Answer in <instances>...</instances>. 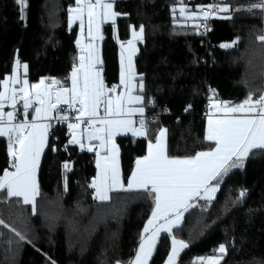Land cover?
Instances as JSON below:
<instances>
[{"label":"trees","instance_id":"obj_1","mask_svg":"<svg viewBox=\"0 0 264 264\" xmlns=\"http://www.w3.org/2000/svg\"><path fill=\"white\" fill-rule=\"evenodd\" d=\"M209 1L115 0L120 15L102 26L107 88L119 80L118 42L144 26L134 67L144 84L145 114H157L153 121L145 118V138L116 137L125 185L160 127L167 129L170 157L193 156L210 147L203 117L208 96L209 101L240 104L250 93L254 99L264 94V42L258 39L264 35V11L245 10L260 0H225L231 10L210 20L204 43L196 31V13ZM74 2L0 0V81L16 65L26 64L29 83L41 78L67 83L77 57V27H68L67 15ZM181 6L195 17L181 15ZM237 38L233 48L220 46ZM69 141L64 129L47 138L36 171L40 195L35 211L18 198L0 201V219L25 237L0 225V264H128L133 259L155 206L153 197L120 191L110 201L95 200L90 187L94 155ZM8 143L0 137V175L12 170ZM242 189L247 195L237 200ZM194 204L198 206L185 213L179 228L159 237L148 264L166 261L173 235L188 244L177 264H203L195 258L217 255L221 244L227 249L221 264H264V150L251 152L242 169L229 172L211 203Z\"/></svg>","mask_w":264,"mask_h":264},{"label":"snow or ice","instance_id":"obj_2","mask_svg":"<svg viewBox=\"0 0 264 264\" xmlns=\"http://www.w3.org/2000/svg\"><path fill=\"white\" fill-rule=\"evenodd\" d=\"M76 7H70L69 23L79 20L83 31L84 17L87 16L89 36H92L93 26L99 31L100 22L111 20L113 23L119 13L113 10V4L105 0H75ZM260 9L264 11V0L250 5L247 11ZM230 5L225 0L220 3L208 5L204 12L207 19L209 13L229 12ZM240 10V9H236ZM181 15L186 8L179 9ZM195 17V13H193ZM230 18V17H224ZM144 26L139 31L133 30V39L128 41L130 54L127 66H124V57H121V85L125 92L115 94L118 86L107 88L97 65L102 63L92 44L81 47L79 66H74L71 72V87H57L60 81L52 79L46 84L44 79L39 83L29 85V81H21L17 75L0 81L3 91H0V137L8 138V154L11 158L10 167L0 175V201L6 202L18 198V202L36 208V198L40 195L36 179L40 156L47 143L48 129L46 122L53 118V112H60L61 105L74 109L76 123H69L68 128L75 130L81 124L87 125V139L99 141L101 149L107 153L104 156L97 152V172L90 187L94 189V199L107 202L112 199V193L124 191H143L149 193L154 199V209L142 234L139 249L134 260L128 264H148L149 258L156 246L157 237L161 231L171 234L174 228H179L185 218V213L197 207L193 201L203 200L211 203L220 188L224 176L232 168L243 167V161L253 149H264V94L258 98L250 93L240 104L229 107V102L213 105L222 115L216 119L209 118L206 140L215 143V147L208 151L196 152L194 156L170 157L167 151V129L161 128L155 137V143L149 141L148 153L138 157L135 169L128 177L127 185L121 177L118 161V148L113 137L120 131L131 132L134 136H147L148 124L145 119L139 120V127L134 126L131 116L139 114L144 116V107H128V105H142L143 96H133L131 93L135 85L132 81L136 78L132 65V56L135 54V41L142 40ZM264 42V35L258 37ZM239 38L231 43L220 46L228 49L237 45ZM79 44L80 41H77ZM123 48V45H121ZM19 62H17L18 64ZM27 72V65H24ZM14 85H21L14 87ZM139 88L143 90L141 82ZM23 104V118L17 120V104ZM13 110L5 111V105ZM35 104V114L31 121L28 120V110ZM78 105V106H77ZM103 108V116L100 109ZM60 120H69L68 115H61ZM69 144H78L81 148L85 145L73 131V138ZM88 151H94L90 143ZM65 169L69 165L65 163ZM247 195V189H242L237 200H242ZM159 224V227L156 225ZM0 225L10 228L20 239H25L14 227L0 219ZM154 229V230H153ZM188 248L183 240L172 236V249L168 256L167 264H177L181 252ZM218 256L207 259V264H221L227 252L224 244L217 249ZM203 261L204 258H200ZM55 264V261H52ZM120 264V262H117Z\"/></svg>","mask_w":264,"mask_h":264},{"label":"crops","instance_id":"obj_3","mask_svg":"<svg viewBox=\"0 0 264 264\" xmlns=\"http://www.w3.org/2000/svg\"><path fill=\"white\" fill-rule=\"evenodd\" d=\"M264 17V16H263ZM84 20H85V23H84V27H85V30H87V16L85 15V17H84ZM104 24H106V22L104 21V22H100V25H99V31L97 32L96 31V28H95V26H93V32H92V36H89V33L87 32V31H85L84 32V29H83V31L82 30H78L77 31V34H76V39H75V44H76V48H77V57H76V62H75V65L74 66H76V67H78L79 66V56L81 55V47L82 46H86V45H88V44H92L93 46H94V48H95V50H96V53H97V56H98V58H99V60L101 61V45H102V26L104 25ZM77 26V25H76ZM77 41H80V43L78 44L77 43ZM136 50H137V48H136ZM136 50H135V53H136ZM129 54H130V52H127L126 53V58H125V60H124V66L126 67L127 65H126V61H127V58H128V56H129ZM135 55V54H134ZM118 61H119V80H118V84H117V92H116V94H119V93H121V92H124V90H123V85H121V83H120V80H121V70H122V64H121V58H120V56H119V54H118ZM132 65H133V67H134V63H132ZM73 66V67H74ZM73 69V68H72ZM97 69L98 70H100V72H101V76H102V68H101V63L100 64H98L97 65ZM134 69H135V67H134ZM72 72V71H71ZM136 73V72H135ZM17 75L18 77H19V79L21 80V81H23L24 79H27L26 78V76H25V69H24V66H22V65H16V68H15V70H13V72L10 74V75H8L7 77H5L4 79H3V81L6 79V78H10V77H12L13 75ZM70 76H71V73H70ZM70 76H69V79H68V81H67V83H61L60 82V84L59 85H57V87H71V79H70ZM103 77V76H102ZM41 79H44L45 80V83L46 84H49V83H51V81H52V79H55V78H41ZM41 79H39V80H37V81H35V82H33V83H29V85H31V84H34V83H39V81L41 80ZM55 80H57V79H55ZM137 80V78H135L133 81H132V84H134V82ZM57 81H59V80H57ZM21 85H14V87H20ZM2 88H3V85H2ZM136 90L137 91H135L134 92V88H133V91H132V95L133 96H136L134 93H138L140 96H142V94H141V91H139L140 90V88H139V85H138V83H137V86H136ZM2 91H3V89H2ZM126 91V90H125ZM223 103V101H220V100H217V99H212L211 101H210V106H209V111L207 112V115L204 117V121H205V130H204V140H205V142H207V143H209L210 144V147L209 148H207V149H204V150H201V151H198V152H202V151H208V150H210L211 148H214L215 147V143L214 142H212V141H208V140H206L205 139V137H206V135H207V130H208V121H209V118L211 117L212 119H216L218 116H220V115H222V113H220V112H218L217 111V109L215 108V107H213V105H216V104H222ZM235 105H237V104H233V103H229L228 104V106L229 107H233V106H235ZM140 106H142V105H136V104H131V105H128V107H140ZM34 109H35V104H34V106L32 107V108H30L29 110H28V112H29V115H28V120L29 121H31V119H32V116L35 114V111H34ZM6 112L7 111H12L13 109L9 106V105H5V109H4ZM56 115V116H60L61 114H62V112L60 111V112H53L52 113V115ZM100 115L101 116H103V108H101L100 109ZM144 116H145V110H144ZM144 116L143 117H141L139 114H134V115H132L131 116V119L134 121V126L135 127H139V120L141 119V118H143L144 119ZM23 118V104H22V102H19L18 104H17V120L15 121V122H20V120ZM42 122H45V121H42ZM161 128H163V129H165L164 127H160V129ZM159 129V130H160ZM159 130H158V132H157V134L156 135H158V133H159ZM72 131L73 130H71L70 131V136H71V133H72ZM74 131H77L78 133H79V135L82 137V142H83V144H87V145H85V148L87 149V147H88V145L91 143L93 146H94V151H91L92 153H93V155H94V163H95V176H94V178L96 177V175H97V172L99 171V169L97 168V159H98V157H97V152L99 151L100 152V155L101 156H104V155H106L107 153L105 152V150L104 149H101L100 148V145H99V141H96V140H92V141H89L88 139H87V132H85L84 131V129L82 128V124H81V126H80V128H78V129H75ZM122 135H129V136H134L131 132H124V131H120V132H118L114 137H113V140H114V143H115V145L117 146V148H118V152H119V147H118V145H117V143H116V137L117 136H122ZM134 137H138V138H145L146 136H134ZM156 137V136H155ZM151 142L152 143H155V139L154 140H151ZM148 143H149V141L147 142V148H146V153H145V155H147V153H148ZM166 143H167V133H166ZM76 145V144H75ZM46 147V146H45ZM45 149V148H44ZM85 150V149H84ZM256 150H264V149H253L252 150V152L253 151H256ZM88 151V150H87ZM90 152V151H89ZM42 155V154H41ZM144 155V156H145ZM194 156V155H193ZM41 157V156H40ZM182 158V157H181ZM247 159V157L244 159V161H243V164H244V162H245V160ZM118 161H119V155H118ZM136 162V161H135ZM135 164H134V168H133V170L135 169ZM243 168V167H242ZM242 168H232L229 172H231V171H233V170H238V169H242ZM119 169H120V173H121V167H120V161H119ZM133 170H132V172H133ZM122 174V173H121ZM121 177H122V175H121ZM93 178V179H94ZM93 181V180H92ZM223 181V180H222ZM221 184V183H220ZM94 190V189H93ZM218 192V191H217ZM217 194V193H216ZM193 203H194V201H193ZM155 207V206H154ZM151 218V216L149 217V219ZM148 219V220H149ZM148 220H147V222H148ZM147 222L145 223V226H146V224H147ZM163 223V221L161 220L157 225H156V227H159V224H162ZM145 228V227H144ZM154 230V229H153ZM165 233H167V232H164V231H161L160 232V234H159V236L157 237V241H158V239H159V237L162 235V234H165ZM151 234V232H149V233H144V236H147V235H150ZM157 241H156V243H157ZM140 242H141V240H140ZM140 242H139V244H138V246H137V249H136V252H135V255H136V253H137V251H138V249H139V245H140ZM135 255H134V257H133V259L132 260H134V258H135ZM150 259V258H149ZM167 260H168V257H167V259H166V261L163 263V264H167ZM149 262V261H148Z\"/></svg>","mask_w":264,"mask_h":264},{"label":"built area","instance_id":"obj_4","mask_svg":"<svg viewBox=\"0 0 264 264\" xmlns=\"http://www.w3.org/2000/svg\"><path fill=\"white\" fill-rule=\"evenodd\" d=\"M218 3H220V0H210L207 4H205L204 6H201V7H203L206 10L208 5H215ZM200 8H199L198 12L196 13V17H197V21H198L196 31H197L198 35L201 37L202 42L205 43V41H208L207 37H208V33L210 31V20L214 16H216L219 12L215 13L214 15L209 13L208 18L205 19L204 18V12L200 11ZM211 46L212 47L216 46L217 48H219L218 44L212 43ZM213 94H214V91L210 90V95H213ZM209 106H210V101H209V96H208L207 100H206L205 108L203 110V117H205L207 115V112L209 111ZM60 108H61V112H62L61 115H68L70 117V119L66 120V121L60 120L58 118L59 116H56L53 114L52 119L45 121L46 123H48L50 125V127L48 129L47 138L54 137L55 133H57L61 129L65 130L66 135L70 134L71 130L68 128V124L77 122L75 120V116L77 115V113L74 109H69L67 105H61ZM156 115L157 114H154V113L151 115H148V116L145 114L144 119L148 118L150 121H153L156 118ZM82 128L84 129L85 132H87V125L86 124H82Z\"/></svg>","mask_w":264,"mask_h":264},{"label":"rangeland","instance_id":"obj_5","mask_svg":"<svg viewBox=\"0 0 264 264\" xmlns=\"http://www.w3.org/2000/svg\"><path fill=\"white\" fill-rule=\"evenodd\" d=\"M114 1L115 0H105V2H108V3H112L113 4V10L115 11V9H114ZM93 2H95V0H93ZM72 7H76V4H75V2H74V5L72 6ZM182 7V6H181ZM181 7H177V9H180ZM69 10V9H68ZM67 15H68V27L69 28H71V27H74V26H76L77 27V31L78 30H81V25H80V21L79 20H77V21H75V22H73V23H71V25H70V23H69V18H70V13H69V11H68V13H67ZM185 17H192L193 16V13H192V11H185V13L183 14ZM106 23H113L111 20H107V21H105ZM84 23H85V20H84ZM85 25L83 24V29H84V32L85 31H87L88 32V21H87V30H85V27H84ZM139 29H140V27L138 28V29H135L137 32L139 31ZM133 30L134 29H132L131 30V33H130V36H129V38L126 40V41H124V42H118V46H119V51H118V54H119V56H120V58L122 57V55H123V57H124V60H125V58L127 57L126 56V53L127 52H130V49H129V46H128V41H130V40H132L133 39ZM89 33V32H88ZM143 40V39H142ZM142 40H136L134 43H135V50H136V48H138V43H140ZM121 45H123V48L121 47ZM136 54H137V50H136V53H135V55H133L132 56V63H134V59H135V56H136ZM126 65H127V61H126ZM16 68V67H15ZM15 70V69H14ZM135 76H136V78H139V75L137 74V73H135ZM137 83H138V85L140 84V80H136L135 82H134V84L133 85H135V87H134V92L135 91H137L136 90V86H137ZM3 89V88H2ZM123 90H124V92H125V88L123 87ZM2 91V90H1ZM139 91H141V89L139 90ZM116 94V93H115ZM136 96H140L138 93H134ZM7 105V104H6ZM74 131V130H73ZM73 131H72V133H71V136H70V140L73 138ZM75 132V134H76V136L78 137V138H81V140H82V137L79 135V133L77 132V131H74ZM83 143V142H82ZM78 147H79V149H81V150H87L86 148H85V146L83 147V148H81L80 147V145H78V144H76ZM84 145H87V144H84ZM245 163H246V160H245V162H244V164H243V167H244V165H245ZM237 168H242V167H237ZM226 176H224V178H225ZM223 178V179H224ZM222 183V182H221ZM221 185V184H220ZM219 248V247H218ZM219 255V253L217 252V255H212V256H218ZM212 256H200V257H196L195 258V262H199V263H203V264H207V259L209 258V257H212ZM200 258H204L203 259V261H201V259Z\"/></svg>","mask_w":264,"mask_h":264},{"label":"bare ground","instance_id":"obj_6","mask_svg":"<svg viewBox=\"0 0 264 264\" xmlns=\"http://www.w3.org/2000/svg\"><path fill=\"white\" fill-rule=\"evenodd\" d=\"M210 29H211V27H210Z\"/></svg>","mask_w":264,"mask_h":264}]
</instances>
